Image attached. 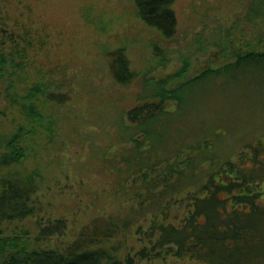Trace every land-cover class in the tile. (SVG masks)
Masks as SVG:
<instances>
[{"label": "trees", "instance_id": "obj_1", "mask_svg": "<svg viewBox=\"0 0 264 264\" xmlns=\"http://www.w3.org/2000/svg\"><path fill=\"white\" fill-rule=\"evenodd\" d=\"M176 1L134 0L136 16L170 41L178 30ZM247 18L254 29L262 25L257 38L227 35L196 72L188 62L176 74L145 80V95L119 119L120 147L106 158L114 175L107 200L121 212L104 207L55 247L49 243L68 234L70 220L39 216L48 188L39 158L59 139V110L72 90L51 70L29 69L45 50L38 32L9 30L0 20V264H264V136L236 159L221 160L214 149L220 132L180 124L188 121L189 95L204 102L215 94L211 87L221 97L257 90L255 102L264 107V0L252 2ZM107 56L113 81L129 87L137 73L126 50Z\"/></svg>", "mask_w": 264, "mask_h": 264}, {"label": "rangeland", "instance_id": "obj_2", "mask_svg": "<svg viewBox=\"0 0 264 264\" xmlns=\"http://www.w3.org/2000/svg\"><path fill=\"white\" fill-rule=\"evenodd\" d=\"M252 2L177 0L173 5L177 34L165 42L137 18L134 0H0V20L6 29L26 25L46 42L45 50L35 55V67L27 68L51 70L57 81L64 77L66 89L72 90L73 99L59 110L65 124L59 139L52 151L39 158L48 178V188L40 194L39 216L70 220L68 234L54 239L50 247L71 240L104 207L120 211L113 200H107L114 190V175L106 158L120 147L119 119L145 95V80L176 74L188 62L190 73L196 72L227 35L233 41L257 38L262 25L254 29L247 18ZM118 48L126 50L137 73L129 87L116 84L110 73L107 53ZM211 90L215 94L204 102L202 96L197 102L189 95L183 103L188 121L180 124L215 128L220 132L215 152L221 160L236 159L248 144L264 136V107L255 102L257 90L233 89L221 92L222 97L218 88ZM134 235L136 239L132 235L130 240L140 248V236ZM141 264L199 263L168 258Z\"/></svg>", "mask_w": 264, "mask_h": 264}]
</instances>
